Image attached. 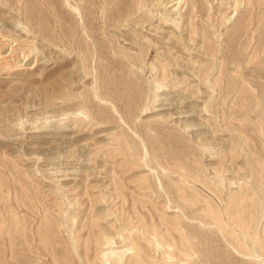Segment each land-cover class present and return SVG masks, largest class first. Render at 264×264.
Listing matches in <instances>:
<instances>
[{"label": "rangeland", "instance_id": "1", "mask_svg": "<svg viewBox=\"0 0 264 264\" xmlns=\"http://www.w3.org/2000/svg\"><path fill=\"white\" fill-rule=\"evenodd\" d=\"M76 1L0 0V264H100L103 230L121 264H264V80L218 92L228 33L243 20L245 65L264 10L177 0L174 34L171 0Z\"/></svg>", "mask_w": 264, "mask_h": 264}, {"label": "bare ground", "instance_id": "2", "mask_svg": "<svg viewBox=\"0 0 264 264\" xmlns=\"http://www.w3.org/2000/svg\"><path fill=\"white\" fill-rule=\"evenodd\" d=\"M43 1V0H42ZM76 1V0H75ZM187 0H184V2H186ZM77 2V1H76ZM173 2V4H172ZM175 2V3H174ZM183 2V4H184ZM209 2V0H201V3H200V9L201 11L203 10V5L204 4H207ZM67 3H69V1H67ZM129 3V2H128ZM172 4L171 6L169 7H166L167 4ZM46 4V3H45ZM44 4V5H45ZM49 4V3H48ZM228 5H231V1L229 0V2L227 3ZM254 4L257 6V8L259 10H264V0H256L254 2ZM43 5V4H42ZM54 5V4H53ZM71 5V4H70ZM129 5V4H128ZM145 3H142V6H144ZM52 6V5H51ZM77 6V5H76ZM159 6H162V3L160 5H158V8ZM175 6H178V11L177 13H175L174 9H175ZM183 5L180 4V1L178 2L177 0H171L170 2H167L164 6H163V9H166L165 10V14L163 15V11L161 12L158 8L155 10L156 11V14L155 16L159 15V17H157V19H160L161 24L159 27L156 28V30H162L163 28H167V29H170L172 30V33L175 34V31H177L178 29H180L181 27H179V24H178V21L180 22L179 19H176L174 18V16L176 14H180L179 11L180 9L182 8ZM44 8V6H43ZM102 8V7H101ZM155 8V7H154ZM207 8V7H206ZM47 9V7H46ZM55 9V7L53 8ZM137 9V8H136ZM48 10V9H47ZM72 10L74 11L75 10V13H78L77 12V9L73 8L72 7ZM128 10H129V7H128ZM171 10V12H169ZM207 10V9H206ZM21 11V10H20ZM24 11V10H23ZM72 11V12H73ZM132 11H137L139 12V10H135L133 8ZM148 13H150V9L147 10ZM159 11V12H158ZM200 11V10H199ZM57 12V11H56ZM54 12V13H56ZM28 13V12H27ZM50 13V12H49ZM53 13V14H54ZM171 13H173V15H170ZM190 13V12H189ZM59 14V13H57ZM56 14V15H57ZM79 14V13H78ZM134 13H132L133 15ZM151 14V13H150ZM149 15V14H148ZM154 16V15H153ZM180 16V15H179ZM191 16V15H190ZM10 17V16H9ZM129 17V15H128ZM152 16L151 17H148L144 12H142L140 15H139V20L142 22V23H145L146 21H151L152 20ZM189 18V16H188ZM209 18V17H208ZM58 20V19H57ZM63 21V20H62ZM243 22V20H242ZM241 22V24H242ZM19 24H21L20 22H18ZM66 23V22H64ZM62 24V22H61ZM60 24V25H61ZM147 24V23H146ZM149 24V23H148ZM240 24V26H237V27H233L234 29H232V31L230 33H228L227 37H226V41H225V47H226V50H227V54L229 57L225 58V63H224V67L223 69L219 72L220 74V78L226 76V78L228 79L226 81V83H219V87H218V92L219 93H222V94H228L229 92L233 91L234 90V85H235V82L238 78H246V76L244 75L245 72L248 73L249 77H257V78H261L264 80V59L263 57L261 58L259 55L264 53V12H262V14L260 15L259 19L257 20V27L255 29V32L257 33V37L254 39L253 37H251L250 39H254L255 42H254V50H253V55L251 58H249L248 60H246V64L244 65V61H241L240 58H239V55L240 53L238 52V56H234L231 54L232 52V46L234 47V44L236 46V49L237 51H239L241 49V47H243L246 43L243 39V36L241 34V31H243V26ZM66 25V24H64ZM133 26V25H132ZM188 26V24H187ZM64 27V26H63ZM142 27V26H141ZM140 27V28H141ZM189 27V26H188ZM191 27V26H190ZM133 28V27H131ZM188 29V28H187ZM156 30H146V31H140V35L136 36L134 35V29H131V32L130 34H125V35H122V38L124 39L125 42H127V46L129 48V50H134L137 46V45H141L139 43H141V41H145V45H146V48H147V53L148 51L150 50V48L153 46V47H157V49L162 46L164 44V41L162 38H158V37H155L154 35L156 34H152L150 35L153 31L155 33ZM164 31V30H163ZM158 32H161V31H158ZM181 32V30H180ZM133 33V34H132ZM150 33V34H149ZM134 35V37H133ZM246 38V37H245ZM137 39V41H136ZM248 39V38H247ZM141 40V41H140ZM188 41H192V44H195L196 41L192 40L191 38L190 39H187ZM253 42V41H252ZM72 43V42H71ZM202 49H203V54L207 56H214L215 55V50H212V43H211V40H210V33L208 31H205L203 33V39H202ZM143 46V45H142ZM172 48H175L173 44L170 45ZM135 47V48H134ZM138 47V46H137ZM163 47V46H162ZM161 48V47H160ZM159 48V50H160ZM185 48V47H184ZM138 49V48H137ZM136 49V50H137ZM202 49L200 51H202ZM220 49V48H219ZM218 49V50H219ZM234 49V51L236 50ZM139 50V49H138ZM156 50V49H155ZM164 51V50H163ZM136 52V51H135ZM180 52V51H178ZM140 52L138 51L136 54H135V59L136 60H140L141 62V59L140 57L141 56V53L139 54ZM147 53H145L144 57L147 56ZM199 55V54H198ZM26 56V55H25ZM160 56V55H159ZM143 57V58H144ZM195 62H200L202 64V70L205 71L207 69V66H206V63H207V59L205 60L204 58H198V57H195ZM194 59V58H193ZM194 61V60H193ZM237 62V70H235L236 72L232 73V75L230 76H227L226 75V72H227V68H226V65L227 63L229 62ZM192 62V61H191ZM190 64V62H189ZM188 65V64H187ZM154 66V65H153ZM189 66V65H188ZM169 67V66H167ZM239 67V68H238ZM154 68V67H153ZM156 69V68H155ZM179 70L182 69V67L180 68V66L178 67ZM183 70V69H182ZM160 72V71H159ZM182 73H184V70L181 71ZM178 71L175 70V74L178 75ZM186 73V72H185ZM189 77V76H188ZM262 80V81H263ZM264 82V81H263ZM161 92V91H160ZM243 92V91H242ZM164 94V93H163ZM162 94V95H163ZM259 96V95H258ZM259 100L258 102L254 103L255 106H260L259 108L264 109V95H260L259 97H257ZM253 98H250L248 97V102L246 103V106H245V109L248 110L251 108V105L253 103L254 100H252ZM166 105V104H165ZM194 106V105H193ZM164 107V106H163ZM191 107V106H190ZM254 107V106H253ZM204 109V108H203ZM173 111V110H172ZM187 112V111H186ZM189 112H192V109L189 111ZM260 112V110H259ZM258 112V113H259ZM252 113V112H251ZM174 114V113H173ZM263 114V112H262ZM258 115V114H257ZM188 118V117H187ZM203 131V130H201ZM200 131V133H201ZM54 134V133H53ZM200 138L203 139L204 138V134L200 135ZM62 140V139H61ZM67 142H69L68 140H66ZM56 143V142H55ZM66 143V142H64ZM63 143V144H64ZM68 144V143H67ZM143 164V163H142ZM144 166V165H143ZM168 203V202H167ZM179 211V210H178ZM29 215V214H28ZM19 225V224H18ZM100 240H98L96 242V240H94L93 242L94 243H97V245L101 248L104 249V247L106 248V250H108V252H101V260H100V264H121V259H122V256H124V252H127V251H121L120 253H116L113 251V244L116 243V241H114V235L113 233L111 234L110 232H108L107 230H103L100 232ZM117 238V237H116ZM116 240V239H115ZM102 241V242H101ZM114 241V242H113ZM118 248V247H117ZM131 249V248H130ZM128 249V250H130ZM117 254V255H116ZM113 256H115V258L117 259H113V261L110 260V258H112ZM99 260V259H97ZM98 263V262H97ZM138 263V262H137ZM84 264V263H83Z\"/></svg>", "mask_w": 264, "mask_h": 264}]
</instances>
